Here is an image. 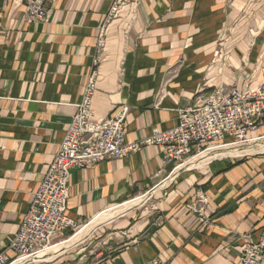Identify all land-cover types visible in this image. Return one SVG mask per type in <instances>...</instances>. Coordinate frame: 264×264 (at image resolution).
Here are the masks:
<instances>
[{
  "label": "crops",
  "instance_id": "0c3cea01",
  "mask_svg": "<svg viewBox=\"0 0 264 264\" xmlns=\"http://www.w3.org/2000/svg\"><path fill=\"white\" fill-rule=\"evenodd\" d=\"M112 2L55 0L47 22L29 23L23 0H0V251L92 72L93 119L126 107V143L175 127L179 112L215 87L246 91L264 78V0H135L110 16ZM248 136L260 139L240 155L182 169L163 185L171 166L153 145L72 168L65 213L81 225L151 193L114 222L108 253L75 264H237L246 242L264 238V149H252L264 148V120ZM197 189L207 197L205 220L186 208Z\"/></svg>",
  "mask_w": 264,
  "mask_h": 264
},
{
  "label": "built area",
  "instance_id": "2783aa9c",
  "mask_svg": "<svg viewBox=\"0 0 264 264\" xmlns=\"http://www.w3.org/2000/svg\"><path fill=\"white\" fill-rule=\"evenodd\" d=\"M55 0H23L27 22H47L49 9ZM135 0H113L110 16ZM103 40L98 41L102 48ZM96 72H92L83 91L76 113L43 174L37 190L33 193L27 211L8 245L0 251V264H31L46 261L39 253L65 240L67 233L82 227L66 215L69 196V176L72 168H85L108 158H119L139 151L143 146L153 145L162 151L164 167L171 166L165 180L180 170L202 167L212 159L211 153L220 148H240L245 143L256 142L260 137H249L258 130L264 120V78L254 89L224 91L215 87L200 103L178 114V124L168 130L153 129L143 139L126 143L124 121L126 107L116 109L104 120L93 119L92 96ZM206 154L200 159H196ZM201 160V161H200ZM204 161V162H203ZM196 199L186 208L205 220L207 197L202 189L196 190ZM150 192L143 193L124 203L146 202ZM100 215V214H99ZM97 215V216H99ZM96 216V217H97ZM264 258V238L258 242L249 240L242 247L237 264H261ZM145 264H162L157 260Z\"/></svg>",
  "mask_w": 264,
  "mask_h": 264
},
{
  "label": "rangeland",
  "instance_id": "374dc122",
  "mask_svg": "<svg viewBox=\"0 0 264 264\" xmlns=\"http://www.w3.org/2000/svg\"><path fill=\"white\" fill-rule=\"evenodd\" d=\"M255 144L253 145L252 149L254 150L264 149L263 143L261 145L259 143H255ZM146 203L147 201L142 202L140 204L138 202H132L128 205V207L125 209L124 212L119 213V212H114L113 210L111 217L106 216L105 214L101 216V218L100 217L96 218L97 220L94 218L88 221L87 223L83 224L82 227L77 229L75 233L74 232L67 233L66 235L61 237V239H59V240H67L70 236L78 233L79 230L81 231L83 229L82 230L83 237L81 238V240H79L74 245L65 248L61 253L57 254L54 258L40 263L58 262L60 264H75L76 262H78L79 258L89 259V261L97 260L98 257L100 258L104 256L109 251L111 235H112L111 227L112 225H114V222L122 218L124 215H126L129 211L133 209H143L146 206ZM111 212L112 211L108 213ZM86 229L88 232L86 231ZM100 252H102V254L97 255ZM261 264H264V258Z\"/></svg>",
  "mask_w": 264,
  "mask_h": 264
},
{
  "label": "bare ground",
  "instance_id": "6f19581e",
  "mask_svg": "<svg viewBox=\"0 0 264 264\" xmlns=\"http://www.w3.org/2000/svg\"><path fill=\"white\" fill-rule=\"evenodd\" d=\"M263 140V139H262ZM255 147V146H254ZM241 148V147H240ZM248 150V149H247ZM247 150H244V151H247ZM241 150H239L238 148H231V147H226V148H220V149H217L211 153H208L209 155L211 156H217V155H240L241 154ZM206 154H202L201 156L197 157L196 159H200L202 157H204ZM201 161V160H200ZM204 162V161H203ZM140 204V203H139ZM129 203L128 204H125V205H122V206H117L115 209H112V210H108V211H104L103 213H101L99 216L95 217L98 218L103 215L106 214V216H109L111 217L112 213H113V210L114 212H124L125 209L128 207ZM112 211L111 213H108ZM118 216V215H117ZM97 220V219H96ZM101 222V220H100ZM93 224V222H92ZM94 226V224H93ZM83 230V229H82ZM82 230L72 236H70L67 240L63 241V242H60L56 245H52L50 247H48V249H46L45 251L39 253V258H43L45 260H50L52 258H54L57 254L61 253L65 248L71 246V245H74L75 243H77L79 240H81V238L83 237V234H82ZM85 231V230H84ZM87 231V229H86ZM85 231V232H86ZM88 232V231H87ZM85 234V233H84ZM89 235V234H88ZM83 241V240H82ZM67 250V249H66ZM16 264V263H15Z\"/></svg>",
  "mask_w": 264,
  "mask_h": 264
}]
</instances>
